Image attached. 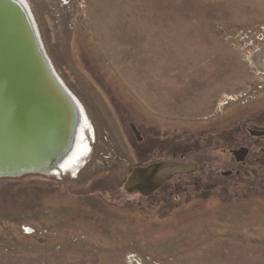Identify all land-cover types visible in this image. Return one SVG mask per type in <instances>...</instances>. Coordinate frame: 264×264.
Wrapping results in <instances>:
<instances>
[{
    "label": "rangeland",
    "instance_id": "1",
    "mask_svg": "<svg viewBox=\"0 0 264 264\" xmlns=\"http://www.w3.org/2000/svg\"><path fill=\"white\" fill-rule=\"evenodd\" d=\"M27 2L92 153L0 178V264H264V136L247 131H264V0ZM173 150L198 171L125 190Z\"/></svg>",
    "mask_w": 264,
    "mask_h": 264
},
{
    "label": "water",
    "instance_id": "2",
    "mask_svg": "<svg viewBox=\"0 0 264 264\" xmlns=\"http://www.w3.org/2000/svg\"><path fill=\"white\" fill-rule=\"evenodd\" d=\"M35 26L21 0H0V178L61 172L82 119ZM132 128L140 141L139 131ZM246 155L243 149L242 162ZM198 169L178 161L137 166L124 187L150 197L176 176Z\"/></svg>",
    "mask_w": 264,
    "mask_h": 264
},
{
    "label": "bare ground",
    "instance_id": "3",
    "mask_svg": "<svg viewBox=\"0 0 264 264\" xmlns=\"http://www.w3.org/2000/svg\"><path fill=\"white\" fill-rule=\"evenodd\" d=\"M24 5L27 7V9L29 10L32 19L35 22V27L37 29L38 35L40 37V41L43 45V48L45 50L46 55L49 58V61L51 62L53 68H54V72L56 73L58 79L61 81V83L63 84V86L66 88V90L68 91V93L71 95V97L73 98V100L75 101L76 105L78 106L80 112H81V122L79 125V128L77 130L76 133V142L73 145V149L72 151L69 152V154L67 155V157L64 159L61 167H62V171L61 172H54L52 174V177H60L63 174V171H67V170H71L74 167H76V165L79 164V162L82 161L83 158L85 157H89V155L92 153V146H91V139L89 137V130L88 128H90V121L88 119V116L86 115V111L84 109V107L82 106L81 102L77 99V97L72 93V91H70V89L67 87L66 83L63 81V79L59 76L47 50L46 47L44 45L43 39H42V35H41V31L40 28L38 26V23L36 21V18L32 12V9L29 5V3L27 2V0H21ZM159 191V190H158ZM155 194V193H154ZM153 194V195H154Z\"/></svg>",
    "mask_w": 264,
    "mask_h": 264
},
{
    "label": "flooded vegetation",
    "instance_id": "4",
    "mask_svg": "<svg viewBox=\"0 0 264 264\" xmlns=\"http://www.w3.org/2000/svg\"><path fill=\"white\" fill-rule=\"evenodd\" d=\"M248 131V133L250 134V135H254V136H264V131H258V130H250V129H248L247 130ZM139 141V140H138ZM140 141H143V137L141 136V140ZM244 142H236L235 144H233V145H231L230 147H232L231 149H230V152H231V155H233L234 156V159H235V162L236 163H238L239 165H241V169L240 170H237V172H236V175H240L241 174V172H242V170H243V166H246V160H247V158H248V156L250 155V152H251V150H250V148L248 147V146H246V144H243ZM246 143V142H245ZM243 144V145H242ZM243 149H246L247 150V155H246V157H245V159H244V162H242L240 159H242L243 158V156H242V152H243ZM238 150H241L240 152H238V153H236V154H232V152L233 151H238ZM178 150H173L172 152H171V155H172V159H169V158H165V159H163V158H160V159H158V160H156L155 162H160V161H178L177 160V155H178V152H177ZM147 154V153H146ZM145 154V155H146ZM154 154H161L160 152H158V153H154ZM155 162H152V163H155ZM178 162H183V159L181 158V160L180 161H178ZM185 163H187V162H185ZM189 163H194V164H196L197 166H198V168H199V165L197 164V163H195V162H189ZM151 164V163H150ZM147 165H149V164H147ZM146 165V166H147ZM229 172H231V174L229 173ZM228 173H227V175L228 176H232V171H229ZM224 174V173H223ZM195 178V183L196 184H201V181H202V179H200V178H198L197 176L196 177H194ZM167 186V184L162 188V189H160L161 191L165 188ZM175 186V187H174ZM180 184H177V185H173V188H180ZM159 190V191H160ZM159 191H157L156 193H158ZM170 191L171 192H173L174 191V189H170Z\"/></svg>",
    "mask_w": 264,
    "mask_h": 264
}]
</instances>
